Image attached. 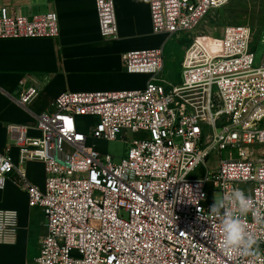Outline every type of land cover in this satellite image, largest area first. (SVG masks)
I'll return each instance as SVG.
<instances>
[{
    "label": "built area",
    "instance_id": "2783aa9c",
    "mask_svg": "<svg viewBox=\"0 0 264 264\" xmlns=\"http://www.w3.org/2000/svg\"><path fill=\"white\" fill-rule=\"evenodd\" d=\"M233 1L149 0L152 32L167 38L192 32ZM95 4L101 36L117 39L114 0ZM59 34L56 13L23 17L0 7V40ZM253 40L249 25L226 26L219 50L193 37L178 84L162 76L164 46L129 51L122 55L125 71L150 77L143 90L65 92L39 115L38 137L25 126L8 128L0 190L14 179L29 207L45 218L33 264H252L253 258L224 251L208 211L213 192L234 188L264 207V62L255 67ZM38 95L30 86L19 103L27 108ZM123 132L141 138L120 163L90 142L117 141ZM12 147L20 164H44L43 188L15 164ZM185 184L193 203L188 193L179 194ZM200 214L208 221L198 220ZM246 224L264 249V225L251 216ZM19 230V212L0 209V244H15ZM255 264H264V255Z\"/></svg>",
    "mask_w": 264,
    "mask_h": 264
},
{
    "label": "crops",
    "instance_id": "0c3cea01",
    "mask_svg": "<svg viewBox=\"0 0 264 264\" xmlns=\"http://www.w3.org/2000/svg\"><path fill=\"white\" fill-rule=\"evenodd\" d=\"M114 4L119 35L117 39L106 40L100 33L95 0H0V7L23 17L56 13L60 27L55 39L0 40V153L10 145L11 125L25 126L30 136L38 137L39 115L49 111L62 93L146 87L150 77L127 73L122 55L133 50L161 48L167 37L152 32L149 0H114ZM30 86L38 87L39 95L25 108L19 101ZM10 154L29 180L43 188L44 164H20L17 147H12ZM0 209L20 214L18 240L15 244H0V264H29L32 209L14 179L0 190ZM40 216L42 240L46 225L43 213ZM36 244L40 251V243Z\"/></svg>",
    "mask_w": 264,
    "mask_h": 264
},
{
    "label": "rangeland",
    "instance_id": "374dc122",
    "mask_svg": "<svg viewBox=\"0 0 264 264\" xmlns=\"http://www.w3.org/2000/svg\"><path fill=\"white\" fill-rule=\"evenodd\" d=\"M228 25H249L254 33L253 52L255 54V67H259L264 62V0L255 1H235L230 4L212 11L201 23V25L192 32H182L173 38H167L163 44L165 56V69L163 78L178 84L182 77V61L186 49L191 43L193 37H200L205 40L213 49L219 50L223 37L224 28ZM88 121L89 119H82ZM92 124L93 120L89 121ZM88 122V123H89ZM88 129V127H86ZM85 130V128H84ZM86 131V130H85ZM141 138L140 134L130 132L118 135L117 141L91 140L97 149L111 156L115 163H120L127 157L130 143ZM213 197L221 196L219 191L212 193ZM214 201V200H213ZM24 200L20 203L23 205ZM31 211V222L29 224L30 232L28 233L30 243V261L39 252V246L36 242L41 241L42 227L40 224L41 209L34 208Z\"/></svg>",
    "mask_w": 264,
    "mask_h": 264
},
{
    "label": "clouds",
    "instance_id": "9594fccd",
    "mask_svg": "<svg viewBox=\"0 0 264 264\" xmlns=\"http://www.w3.org/2000/svg\"><path fill=\"white\" fill-rule=\"evenodd\" d=\"M185 193H188V203H193V199L197 200L193 196L192 188L187 184L179 190V194L185 195ZM213 200L208 214L218 221L224 251L253 258L252 264H255V260L264 255V249L261 248L262 242L248 230L246 219L251 216L257 224L264 225V207H257L252 197L240 188H234L219 197L214 196ZM178 202L182 200L172 201V203ZM197 211L200 213L199 209ZM197 219L208 221L201 214ZM210 228L211 235L215 238L217 225L212 224ZM201 235H208V231L205 230Z\"/></svg>",
    "mask_w": 264,
    "mask_h": 264
},
{
    "label": "trees",
    "instance_id": "16d2710c",
    "mask_svg": "<svg viewBox=\"0 0 264 264\" xmlns=\"http://www.w3.org/2000/svg\"><path fill=\"white\" fill-rule=\"evenodd\" d=\"M238 1V0H237ZM242 1V0H241ZM233 2H235V1H233Z\"/></svg>",
    "mask_w": 264,
    "mask_h": 264
}]
</instances>
